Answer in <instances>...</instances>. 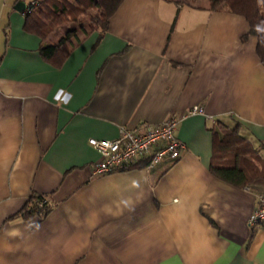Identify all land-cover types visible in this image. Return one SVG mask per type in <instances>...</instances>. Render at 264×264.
I'll return each mask as SVG.
<instances>
[{"label": "crops", "instance_id": "1", "mask_svg": "<svg viewBox=\"0 0 264 264\" xmlns=\"http://www.w3.org/2000/svg\"><path fill=\"white\" fill-rule=\"evenodd\" d=\"M37 1L0 0V264H264L254 192L209 169L212 132L236 128L264 192V64L245 17L209 0H122L105 31L73 23L79 40L47 53L61 35L24 26ZM170 115L179 158L91 175L88 138ZM33 196L49 210L25 217Z\"/></svg>", "mask_w": 264, "mask_h": 264}, {"label": "trees", "instance_id": "2", "mask_svg": "<svg viewBox=\"0 0 264 264\" xmlns=\"http://www.w3.org/2000/svg\"><path fill=\"white\" fill-rule=\"evenodd\" d=\"M122 0H40L30 6V12L25 17V28L45 40V36L53 28L63 24L77 21L80 15L93 12L90 16L88 28L80 27L81 35L97 30L103 32L108 26L109 18L116 11ZM211 8L224 6L227 10L245 17L249 24V33L256 36V54L264 64V0H209ZM56 45L45 48L49 53L60 46L70 47L79 37L72 31L67 32ZM73 37V38H72ZM213 159L210 171L220 179L234 186L244 188L246 185L259 178L262 169L256 166L255 149L250 142L245 140L236 128L221 129L213 132ZM223 152H229L228 162L219 161ZM248 155V156H247ZM145 161V160H144ZM146 163V161H145ZM132 164L126 168L131 167ZM125 168V169H126ZM40 196L29 199V205L21 214L27 216H43L49 210L48 206H39ZM258 224V223H257ZM256 225V224H255Z\"/></svg>", "mask_w": 264, "mask_h": 264}, {"label": "built area", "instance_id": "3", "mask_svg": "<svg viewBox=\"0 0 264 264\" xmlns=\"http://www.w3.org/2000/svg\"><path fill=\"white\" fill-rule=\"evenodd\" d=\"M29 12L30 7L23 10L25 15ZM187 112L203 113L204 109L194 105ZM178 121L179 117L175 115H170L158 123L142 120L131 127L118 126V134L112 139L88 138V144L99 155L91 166V175L125 169L137 160H145L147 167H153L165 158L170 160L179 158L186 145L176 136ZM251 187L249 184L244 189L255 194L256 203L247 219L248 225L254 226L257 223H264V192ZM38 205H48L46 197H40Z\"/></svg>", "mask_w": 264, "mask_h": 264}, {"label": "rangeland", "instance_id": "4", "mask_svg": "<svg viewBox=\"0 0 264 264\" xmlns=\"http://www.w3.org/2000/svg\"><path fill=\"white\" fill-rule=\"evenodd\" d=\"M185 1V0H184ZM187 1V0H186ZM197 1V0H196ZM188 2V1H187ZM93 14V12H88L87 14H84V15H80L77 19V21L75 22H70V23H67V24H63V25H60L58 27H55L53 28L51 31H49L47 33V35L45 36V40L48 39V37L54 32L56 33L55 35L58 36V34L61 35V38L63 36H66L67 35V31L72 28V26H74L73 23H75L77 26H78V23H81L82 26H85L88 28L89 26V22H90V16ZM223 158L220 159L219 161L223 162V163H226L228 162V158H230V155H229V152H223ZM248 156V155H247ZM250 158L252 159H255L254 156L252 157V155L249 156Z\"/></svg>", "mask_w": 264, "mask_h": 264}, {"label": "water", "instance_id": "5", "mask_svg": "<svg viewBox=\"0 0 264 264\" xmlns=\"http://www.w3.org/2000/svg\"><path fill=\"white\" fill-rule=\"evenodd\" d=\"M21 4H22V3H21ZM21 4H20L19 6L17 5V6H18L17 8H19V10H23V9H24V6L21 5Z\"/></svg>", "mask_w": 264, "mask_h": 264}]
</instances>
